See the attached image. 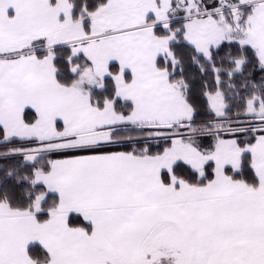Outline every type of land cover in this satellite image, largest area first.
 Masks as SVG:
<instances>
[{
    "label": "snow or ice",
    "instance_id": "snow-or-ice-1",
    "mask_svg": "<svg viewBox=\"0 0 264 264\" xmlns=\"http://www.w3.org/2000/svg\"><path fill=\"white\" fill-rule=\"evenodd\" d=\"M0 264H264V0H0Z\"/></svg>",
    "mask_w": 264,
    "mask_h": 264
}]
</instances>
